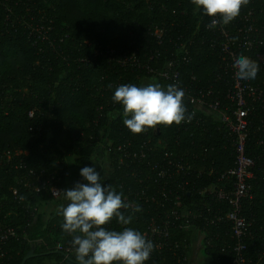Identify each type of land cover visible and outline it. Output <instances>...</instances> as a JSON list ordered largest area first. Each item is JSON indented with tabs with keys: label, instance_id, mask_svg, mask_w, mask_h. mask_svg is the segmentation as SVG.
Returning a JSON list of instances; mask_svg holds the SVG:
<instances>
[{
	"label": "trees",
	"instance_id": "trees-1",
	"mask_svg": "<svg viewBox=\"0 0 264 264\" xmlns=\"http://www.w3.org/2000/svg\"><path fill=\"white\" fill-rule=\"evenodd\" d=\"M8 5L11 11L7 20ZM249 9L254 10L257 24L264 25V0H249L241 12ZM198 16L190 0H0V221L2 227H15L19 232L18 239H11L3 247L6 254L0 264H21L31 244L36 245V256L25 264H75L74 258L64 260V255L55 250L56 243H65L71 236L61 229V201L44 191H35L39 174L67 190L71 169L80 170L94 162L102 165L109 154L111 176L105 186L111 185L124 196L127 187H138L130 172H145L149 159L142 164L125 160L119 165L120 156L114 149L129 141L132 151L148 137L153 139L150 146L174 153L214 147L208 153L210 157L197 165L208 166L213 161L219 172L233 166L232 150L216 133L217 123H207L205 135L195 130L181 132L178 138L177 125L157 126V135L152 134V129L131 134L123 124V109L112 100L115 88L128 83L142 86L145 80L153 79L164 87L169 83L143 70L120 67L103 56L94 57L98 45L121 53L134 52L142 60L148 51H153L158 52L161 62H152L151 67L160 69L167 59L177 56L173 45L184 36L192 44L191 63L179 70L183 83L189 84L193 74L199 86L211 87L222 97L226 86L215 82L220 58L207 43L202 44ZM228 27L234 31V27ZM155 28L163 30L162 43L156 40ZM33 29L34 36L29 38ZM258 74L263 78V66ZM262 78L246 82L261 85ZM29 112H33L32 117ZM253 142L251 139L249 146ZM250 152L260 159L252 182L254 200L244 203L243 214L252 225L243 257L250 264H264V151L258 148ZM7 155L13 160L7 162ZM27 183L32 186L24 187ZM12 189L18 190L16 196ZM182 200L189 206L199 202L193 194L183 195ZM58 202L57 209H50L52 203ZM47 209L52 211L47 213ZM220 209L225 213L229 208L213 204L209 219ZM147 212L124 211L133 216L128 227L143 232L152 218L157 219V213ZM112 226L114 230L124 227L115 221ZM197 226L198 231H173L172 241L179 247L154 255L147 264H190V248L197 233L201 235L199 264H233L236 241L229 225L204 226L199 221Z\"/></svg>",
	"mask_w": 264,
	"mask_h": 264
},
{
	"label": "built area",
	"instance_id": "built-area-1",
	"mask_svg": "<svg viewBox=\"0 0 264 264\" xmlns=\"http://www.w3.org/2000/svg\"><path fill=\"white\" fill-rule=\"evenodd\" d=\"M6 7L8 20L11 5ZM241 11L239 16L228 24L234 27V31L229 29L228 25L209 30L206 27L209 19L198 16L197 31L203 39L202 44L207 43L212 51L218 52L220 58L219 72L215 76V82L221 81L226 86L222 97L211 87L199 86L193 74L189 77V84L183 83L179 70L182 66L191 63L189 46L192 44V40H186L184 36L178 38L179 42L173 45L177 56L167 59L160 69L151 67L152 62H161L158 52L148 51L142 60L134 52L121 53L108 46H95L94 57L103 56L108 62H115L120 67H127L130 71L143 70L148 75L158 77L169 84H177L184 89V102H186L184 105L187 109L186 115L190 119L179 125L178 138L181 132L189 133L195 130L205 135L208 132L207 123L213 122L217 123L218 136L225 139L232 150L233 166L219 172L214 168L213 161L208 166L197 165V162H204L210 157L208 153L214 150V147L210 146L209 148L201 147L202 149L199 148L198 152L174 153L150 146L153 139L148 137L145 143L132 151L129 150V141L119 144L114 149V152L120 156L119 165H122L125 160L142 164L141 162L149 159L146 165L143 164L145 172L137 170L130 172L131 178L138 183V187H127L123 199L129 207L122 211L134 213L139 207L140 211L148 210L149 215L157 213V219L152 218L142 232L156 246L150 259L169 248L179 247L178 242L172 241L173 231L182 228L199 230L197 223L202 221L204 226L227 223L231 236L236 241L233 249V264H250L243 254L247 251L246 240L251 236L252 221L247 219L243 212L244 203L254 200L252 182L256 179V161L260 159L259 155L255 153L253 156L250 151L258 148L264 151V76L262 78L260 74L257 75L258 78H262L261 85H252L237 79L232 58L236 54L245 56L252 54L249 58L257 60L264 69V25L257 24L253 9H249L247 13ZM34 32V29L31 30L29 38L34 36ZM154 34L158 43H162L163 30L156 29ZM43 40L46 39L43 38ZM178 56L180 61L177 60ZM29 116L32 117L33 112H29ZM158 133V127L152 129L153 135ZM251 139L254 140L252 147L249 146ZM159 144L160 142H157V145ZM105 157L109 160V154ZM6 159L10 162L13 157L7 155ZM110 176L109 170L107 178L103 181L104 185ZM42 178V174L37 175L38 186H34L35 191L37 193L44 191L51 198L61 200L62 204L65 203L57 194L65 189L58 187L57 182L52 183L51 180L44 178L42 180ZM17 185H20L18 181ZM31 186L29 183L24 184V187ZM112 188L115 190L114 187ZM11 191L15 196L17 195V189ZM192 194L199 198V202L191 206L184 205L183 195ZM213 204H225L229 209L225 213L220 209L209 219ZM30 214L33 216L31 211ZM8 215H5V218ZM109 227L113 229L112 224ZM18 235L17 228L2 227V221H0V259L6 254L3 247L11 239H16ZM196 236L201 240L199 233ZM70 242L71 238L65 243L58 242L55 245V250L64 255V260L74 258L75 254ZM210 242L211 240L207 244L210 245ZM186 260L188 257L184 259ZM59 264L65 263L62 261Z\"/></svg>",
	"mask_w": 264,
	"mask_h": 264
},
{
	"label": "clouds",
	"instance_id": "clouds-1",
	"mask_svg": "<svg viewBox=\"0 0 264 264\" xmlns=\"http://www.w3.org/2000/svg\"><path fill=\"white\" fill-rule=\"evenodd\" d=\"M190 2L195 13L209 19L206 27L215 30L237 18L249 0ZM232 65L239 80H255L261 71L257 60L243 54H236ZM184 96V89L177 84L164 87L159 83L143 86L128 83L115 88L112 100L123 109L125 128L135 135L157 129V126H179L190 119L186 115ZM79 176L84 183H76L57 193L65 202L59 210L63 218L61 229L71 236L75 264H147L156 246L145 234L128 227L133 216L122 211L129 207L124 202L123 193L115 191L111 185L105 186L106 174L102 177L93 164L81 168ZM136 211L139 212L140 208L137 207ZM113 221L124 226L122 230L110 228Z\"/></svg>",
	"mask_w": 264,
	"mask_h": 264
},
{
	"label": "rangeland",
	"instance_id": "rangeland-1",
	"mask_svg": "<svg viewBox=\"0 0 264 264\" xmlns=\"http://www.w3.org/2000/svg\"><path fill=\"white\" fill-rule=\"evenodd\" d=\"M149 83H156V80L155 79H153V80H149L148 82H143V85H147V84H149ZM142 85V86H143ZM93 165H95V166H97V171H99L100 173H101V176L102 177H104V173L106 174V176H108V173H109V170H108V163H107V160L106 159H104L103 161H102V165H100L98 162H94L93 163ZM104 171V173H103V171ZM79 172H80V170H75V169H71V171H70V182H69V188L68 189H70V188H72L76 183H84L85 181H83L82 180V178L79 176ZM107 177H104V179H103V181L106 179ZM61 201V200H60ZM56 206H59V202H58V205H56V203L54 204V203H52L51 204V206H50V209H57V207ZM44 209H46V207L45 208H43V210ZM50 209H47V213H49V212H51L52 210H50ZM197 245H198V243H197V241H193L192 242V251H194L195 250V248L197 247ZM200 257H202V254H201V252H200ZM193 261L194 262H196L197 264H199L200 262H199V258H193Z\"/></svg>",
	"mask_w": 264,
	"mask_h": 264
},
{
	"label": "crops",
	"instance_id": "crops-1",
	"mask_svg": "<svg viewBox=\"0 0 264 264\" xmlns=\"http://www.w3.org/2000/svg\"><path fill=\"white\" fill-rule=\"evenodd\" d=\"M149 80H145L144 82H148ZM194 241H197V243H198V245H197V247L195 248V250L194 251H192V248H191V261H190V264H197L196 262H194L193 261V258L195 257H197V258H201L200 257V244H199V239L197 238V239H195ZM200 261H201V259H200Z\"/></svg>",
	"mask_w": 264,
	"mask_h": 264
},
{
	"label": "water",
	"instance_id": "water-1",
	"mask_svg": "<svg viewBox=\"0 0 264 264\" xmlns=\"http://www.w3.org/2000/svg\"><path fill=\"white\" fill-rule=\"evenodd\" d=\"M35 248L36 245L35 244H31V249L30 251L26 254V256L23 258L21 264H25L28 260L34 258L36 256L35 254Z\"/></svg>",
	"mask_w": 264,
	"mask_h": 264
}]
</instances>
